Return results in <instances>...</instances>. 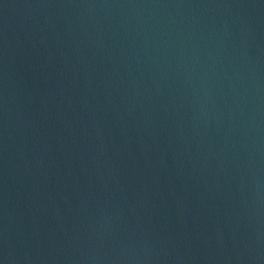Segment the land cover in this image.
Returning a JSON list of instances; mask_svg holds the SVG:
<instances>
[{"label": "water", "instance_id": "1", "mask_svg": "<svg viewBox=\"0 0 264 264\" xmlns=\"http://www.w3.org/2000/svg\"><path fill=\"white\" fill-rule=\"evenodd\" d=\"M0 264H264V0H0Z\"/></svg>", "mask_w": 264, "mask_h": 264}]
</instances>
